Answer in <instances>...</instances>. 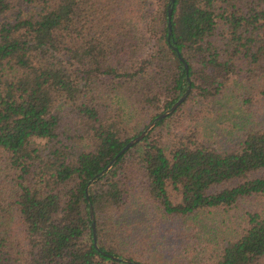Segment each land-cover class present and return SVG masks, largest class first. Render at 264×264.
I'll use <instances>...</instances> for the list:
<instances>
[{"label":"trees","instance_id":"obj_1","mask_svg":"<svg viewBox=\"0 0 264 264\" xmlns=\"http://www.w3.org/2000/svg\"><path fill=\"white\" fill-rule=\"evenodd\" d=\"M167 2L0 0V264H264V0Z\"/></svg>","mask_w":264,"mask_h":264},{"label":"rangeland","instance_id":"obj_2","mask_svg":"<svg viewBox=\"0 0 264 264\" xmlns=\"http://www.w3.org/2000/svg\"><path fill=\"white\" fill-rule=\"evenodd\" d=\"M241 213L242 211L240 208H232L228 209L225 213L214 211L201 217L194 216L192 218V216H190L186 221H191V226L189 228L191 232L195 234V239H193V241L197 240V242L194 243V248L199 251L198 254L204 256L200 250L204 240H212L219 243L223 238L237 233L243 224L240 216ZM183 219V217L179 218L178 222L182 223L184 221ZM212 235L215 236V238H213ZM169 239L165 248L173 249V244L179 240V237H177L176 240H173L171 237H169ZM154 258H157V256L154 255L153 259Z\"/></svg>","mask_w":264,"mask_h":264},{"label":"water","instance_id":"obj_3","mask_svg":"<svg viewBox=\"0 0 264 264\" xmlns=\"http://www.w3.org/2000/svg\"><path fill=\"white\" fill-rule=\"evenodd\" d=\"M172 2L173 0H168L167 2V9H166V13H167V33L170 34V13H171V6H172ZM178 57L180 58V60L182 61L183 64V68L184 71L186 73L187 71V63L186 61L181 57V55L177 52ZM189 86L187 85V87L184 89V91L164 110H162L161 112H159L158 114H156L146 125L143 129H141L137 134L133 135L131 138H129L118 150L117 152L106 162V164L101 168L100 172H103L106 168L109 167V165L111 164V162L114 160V158L121 153L123 150H125L127 147H129L132 143H134L135 141L139 140L149 129L150 127L155 123V121L161 117H163L164 115H166L168 112H171L175 106L177 104H179L183 98L185 97L187 91H188ZM89 182V181H88ZM85 196L87 198V190H86V186H85ZM88 216H89V220H90V226H91V231H92V238H93V242L95 244V240H96V232H95V224H94V216H93V210H92V206L91 203L88 202ZM111 257L115 258V259H120V260H125L129 263H133V264H144L141 263L135 259H129L127 257H123V256H115V255H111Z\"/></svg>","mask_w":264,"mask_h":264}]
</instances>
